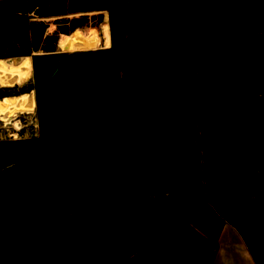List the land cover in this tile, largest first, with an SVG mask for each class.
<instances>
[{
  "label": "rangeland",
  "instance_id": "obj_1",
  "mask_svg": "<svg viewBox=\"0 0 264 264\" xmlns=\"http://www.w3.org/2000/svg\"><path fill=\"white\" fill-rule=\"evenodd\" d=\"M26 57L0 264H212L224 226L264 264V0H0Z\"/></svg>",
  "mask_w": 264,
  "mask_h": 264
},
{
  "label": "bare ground",
  "instance_id": "obj_2",
  "mask_svg": "<svg viewBox=\"0 0 264 264\" xmlns=\"http://www.w3.org/2000/svg\"><path fill=\"white\" fill-rule=\"evenodd\" d=\"M34 64L30 57L18 61L0 59V89L18 93L29 86L33 80ZM37 108L34 93H21L17 96L0 99V121L13 125L18 131L22 130L19 119Z\"/></svg>",
  "mask_w": 264,
  "mask_h": 264
},
{
  "label": "crops",
  "instance_id": "obj_3",
  "mask_svg": "<svg viewBox=\"0 0 264 264\" xmlns=\"http://www.w3.org/2000/svg\"><path fill=\"white\" fill-rule=\"evenodd\" d=\"M212 264H257V262L239 231L232 226H224L217 241Z\"/></svg>",
  "mask_w": 264,
  "mask_h": 264
},
{
  "label": "trees",
  "instance_id": "obj_4",
  "mask_svg": "<svg viewBox=\"0 0 264 264\" xmlns=\"http://www.w3.org/2000/svg\"><path fill=\"white\" fill-rule=\"evenodd\" d=\"M44 14H45V13L43 12V13H40V14H38V15H40V16H44Z\"/></svg>",
  "mask_w": 264,
  "mask_h": 264
}]
</instances>
